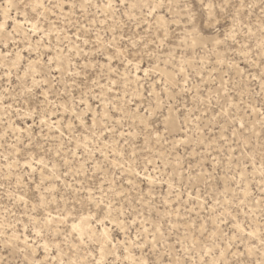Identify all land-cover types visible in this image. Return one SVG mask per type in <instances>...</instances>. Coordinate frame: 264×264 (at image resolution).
<instances>
[{"label": "rangeland", "instance_id": "rangeland-1", "mask_svg": "<svg viewBox=\"0 0 264 264\" xmlns=\"http://www.w3.org/2000/svg\"><path fill=\"white\" fill-rule=\"evenodd\" d=\"M0 264H264V0H0Z\"/></svg>", "mask_w": 264, "mask_h": 264}, {"label": "bare ground", "instance_id": "bare-ground-1", "mask_svg": "<svg viewBox=\"0 0 264 264\" xmlns=\"http://www.w3.org/2000/svg\"><path fill=\"white\" fill-rule=\"evenodd\" d=\"M87 226H88V222H86V221H83V222H81L80 224H78V225H73V228L74 229H77L79 232H81V233H85L86 232V228H87Z\"/></svg>", "mask_w": 264, "mask_h": 264}]
</instances>
